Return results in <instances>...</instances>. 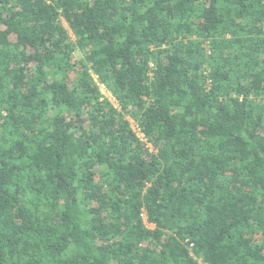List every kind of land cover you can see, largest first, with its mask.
Returning <instances> with one entry per match:
<instances>
[{
  "label": "trees",
  "instance_id": "trees-1",
  "mask_svg": "<svg viewBox=\"0 0 264 264\" xmlns=\"http://www.w3.org/2000/svg\"><path fill=\"white\" fill-rule=\"evenodd\" d=\"M0 264H264V0H0Z\"/></svg>",
  "mask_w": 264,
  "mask_h": 264
},
{
  "label": "rangeland",
  "instance_id": "rangeland-1",
  "mask_svg": "<svg viewBox=\"0 0 264 264\" xmlns=\"http://www.w3.org/2000/svg\"><path fill=\"white\" fill-rule=\"evenodd\" d=\"M65 26H67L66 24H65ZM82 56L80 55V53H76V58H81ZM101 91H102V93H103V95L106 97V98H108L109 100H111L113 103H115V101H114V99H113V97L111 96V94L104 88V87H101ZM130 122L133 124V128L134 129H136V126L134 125V123H133V121L132 120H130Z\"/></svg>",
  "mask_w": 264,
  "mask_h": 264
}]
</instances>
